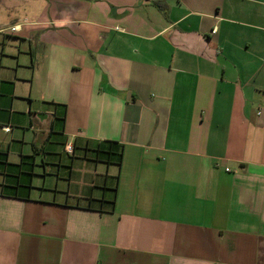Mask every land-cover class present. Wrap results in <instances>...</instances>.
Segmentation results:
<instances>
[{
	"label": "crops",
	"instance_id": "1",
	"mask_svg": "<svg viewBox=\"0 0 264 264\" xmlns=\"http://www.w3.org/2000/svg\"><path fill=\"white\" fill-rule=\"evenodd\" d=\"M0 264H264V0H0Z\"/></svg>",
	"mask_w": 264,
	"mask_h": 264
},
{
	"label": "trees",
	"instance_id": "2",
	"mask_svg": "<svg viewBox=\"0 0 264 264\" xmlns=\"http://www.w3.org/2000/svg\"><path fill=\"white\" fill-rule=\"evenodd\" d=\"M123 150V145L117 142L106 141L97 143L94 150V158L98 162L121 166Z\"/></svg>",
	"mask_w": 264,
	"mask_h": 264
},
{
	"label": "built area",
	"instance_id": "3",
	"mask_svg": "<svg viewBox=\"0 0 264 264\" xmlns=\"http://www.w3.org/2000/svg\"><path fill=\"white\" fill-rule=\"evenodd\" d=\"M65 152L69 155H73L74 154V147L72 143H67L65 145Z\"/></svg>",
	"mask_w": 264,
	"mask_h": 264
}]
</instances>
